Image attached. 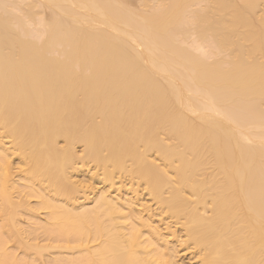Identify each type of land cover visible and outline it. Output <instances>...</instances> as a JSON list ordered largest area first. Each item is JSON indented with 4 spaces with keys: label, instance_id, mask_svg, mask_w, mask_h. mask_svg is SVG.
<instances>
[{
    "label": "bare ground",
    "instance_id": "1",
    "mask_svg": "<svg viewBox=\"0 0 264 264\" xmlns=\"http://www.w3.org/2000/svg\"><path fill=\"white\" fill-rule=\"evenodd\" d=\"M9 2L0 264H181L122 177L199 264H264V0Z\"/></svg>",
    "mask_w": 264,
    "mask_h": 264
},
{
    "label": "rangeland",
    "instance_id": "2",
    "mask_svg": "<svg viewBox=\"0 0 264 264\" xmlns=\"http://www.w3.org/2000/svg\"><path fill=\"white\" fill-rule=\"evenodd\" d=\"M10 0H8V2H9ZM127 3H128V1L130 2V4H128V5H130V7L131 6H133V7H136L137 5L138 6H140V4H141V6L143 7L144 5H145V3L146 2H150V1H148V0H125ZM152 1H154V0H152ZM157 0H155V2H156ZM13 4H12V3ZM14 2H16V0L14 1ZM13 2V0H11L9 3H11L12 4V6L11 7H14V8H16L15 6H16V4ZM132 2V3H131ZM154 2V3H155ZM8 4V3H7ZM10 4V5H11ZM143 4V5H142ZM151 4H153V2L151 3ZM10 5L8 4V6L10 7ZM139 7V8H142V7ZM41 7V6H40ZM133 7H131V8H133ZM42 8L43 7H41L40 9H41V11H43L42 10ZM47 8V7H46ZM43 8L44 9V11L42 12V14L41 13H39L40 12V10H39V7H37V10H39V12H37L36 11V9H34V11L35 12H37V16L38 17H41V16H43V15H45L46 17H47V15H51V13H52V10L49 8ZM198 8V7H197ZM12 10H13V8H11ZM136 9V8H135ZM134 9V10H135ZM16 10V9H15ZM49 10V11H48ZM14 11V10H13ZM17 11V10H16ZM18 12V11H17ZM48 12V13H47ZM41 14V15H40ZM45 17V18H46ZM49 17V16H48ZM47 17V18H48ZM41 18H44V17H41ZM46 18V19H47ZM187 25V24H186ZM185 25V31L186 30H190L189 28H187L186 29V27H190L191 28V26H186ZM36 26H38V24L36 25ZM30 27V26H29ZM31 27H32V30H34V28H35V26H32L31 25ZM38 28L40 29V31H41V28L38 26ZM37 28V29H38ZM36 29V28H35ZM34 30V31H31L33 34H31V36L33 35L34 36V38H36L37 37V34L39 35L40 33H38V32H40V31H38V30ZM30 31H29V33H30ZM187 33H189V32H187ZM192 36H193V34H192ZM195 36V35H194ZM192 38H195V37H192ZM186 40H187V38H186ZM189 40H191V39H189V37H188V42L187 41H185V45L187 44V45H189V46H191V45H193V44H195V43H193V41H194V39H193V41H192V43H190V41ZM196 41V40H195ZM207 42V41H206ZM206 42L204 43V44H206ZM196 43H197V41H196ZM202 43V44H203ZM203 44V45H204ZM209 44V43H208ZM184 45V44H183ZM207 45V44H206ZM189 46H185V47H189ZM194 46H196V44L195 45H193V47ZM198 46V45H197ZM213 46V45H212ZM198 47H202V46H198ZM197 47V48H198ZM208 47V46H207ZM210 47V46H209ZM204 48L207 50V48H206V46L204 45ZM203 48V49H204ZM194 49H196V47H194ZM193 49V50H194ZM200 49V48H199ZM203 49H200V53H202V54H204L205 52H201V50H203ZM209 49V48H208ZM198 50V49H197ZM196 50V54H197V52L199 51H197ZM206 50H203V51H206ZM195 51V50H194ZM199 54V53H198ZM207 54V56H211V55H209L208 53H206ZM206 54H204V56L206 55ZM199 55H201V54H199ZM214 55V54H213ZM219 55V54H218ZM220 55H222V54H220ZM220 55L218 56V58L220 57ZM202 56V55H201ZM223 56V55H222ZM206 57V56H205ZM214 57H217V55L215 56L214 55ZM213 57V58H214ZM208 57H206V59H207ZM211 58L212 57H210V59L209 60H211ZM212 58V59H213ZM79 149V148H78ZM92 165H88V169H92V167H91ZM87 167H85L84 169V171H88V169H86ZM86 171V172H87ZM82 174V172L81 173H79L78 175H79V177H83V176H85V175H81ZM123 178V180H120V179H122ZM122 178H116L115 180H116V183L118 182L119 183V180H120V183L118 184L117 183V185L119 186L120 184H121V181H123L124 182V185L126 184V186L124 187V186H121V187H119L120 188V190L119 191H122L121 192V194L123 195V197H129L130 195V197H132L133 199H135L136 200V202L139 200V202H141V203H138V204H140V205H137L136 206V208L137 209H139L140 208V210L142 209V212H141V214L144 216V217H146V216H148L149 214H150V219H152V221H154V224H156V225H159V228H161V231L163 232V233H165L166 234V237H167V241H171V242H168L170 245H172V243H173V245H175V244H177V245H175L177 248L176 249H179L177 252H179V253H177V259H179L178 260V263H181V264H199L198 263V257H196V251H195V248L194 249H190V248H188V246L184 243V242H181L180 240H178V239H181V237L180 238H178L177 239V237H179V236H181V235H183V233L181 232L182 231V229H181V227H182V225H181V223H178V224H176L177 222H175V220L174 219H170V218H168L167 220L165 219V218H163L162 219V217H159L158 216V211L159 210H157V205L156 204H154V201H152V200H150V198H149V196L146 194V192H145V189L143 188V186L142 185H138V184H136V183H134V184H132V182L131 183H129L128 181V178H125V177H122ZM125 178V179H124ZM125 180H126V182H125ZM90 182H92L91 184H93L94 186H95V188L90 192L88 189H85V192H87L88 194V196L86 197V195H84L83 193H81V194H79L78 196V199H79V202L81 201V202H84V201H86L85 203H87V204H90V203H92L93 202V200H94V197H95V195H96V191L98 190L97 188H99L100 186H98V184H97V182H96V179L94 180V179H91L90 180ZM88 185H89V183H88ZM96 186H98V187H96ZM123 187V188H122ZM86 188V187H85ZM123 190H122V189ZM137 188V189H136ZM131 189L134 191H132L131 192ZM135 189V190H134ZM87 190V191H86ZM127 190V191H126ZM126 191V192H125ZM135 191L137 192V193H135ZM93 192V193H92ZM128 192V193H127ZM129 192L131 193V194H129ZM91 193V194H90ZM127 194V196L125 195L124 196V194ZM136 194V195H135ZM85 196V197H84ZM135 196V197H134ZM138 197H140V198H138ZM92 198V199H91ZM142 200H144V202H146V203H144V202H142ZM91 201V202H90ZM89 202V203H88ZM142 204V205H141ZM149 204V205H148ZM143 205H148L150 208L149 209H145L144 210V207H143ZM142 206V207H141ZM149 212V214H148V212ZM153 214V215H152ZM173 220V221H172ZM181 226V227H180ZM170 230V231H169ZM174 231V232H173ZM182 233V234H181ZM179 235V236H178ZM174 241V242H173ZM177 241V242H176ZM185 246L187 247V248H185ZM17 252V251H16ZM18 252H19V250H18ZM17 252V253H18ZM179 255V256H178Z\"/></svg>",
    "mask_w": 264,
    "mask_h": 264
}]
</instances>
